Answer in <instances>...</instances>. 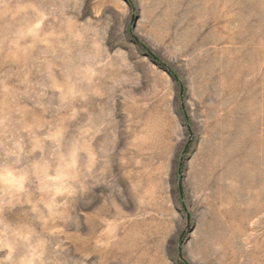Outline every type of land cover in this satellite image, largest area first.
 Here are the masks:
<instances>
[{"label":"rangeland","instance_id":"374dc122","mask_svg":"<svg viewBox=\"0 0 264 264\" xmlns=\"http://www.w3.org/2000/svg\"><path fill=\"white\" fill-rule=\"evenodd\" d=\"M251 109L264 0H0V262L264 264Z\"/></svg>","mask_w":264,"mask_h":264},{"label":"bare ground","instance_id":"6f19581e","mask_svg":"<svg viewBox=\"0 0 264 264\" xmlns=\"http://www.w3.org/2000/svg\"><path fill=\"white\" fill-rule=\"evenodd\" d=\"M263 6V5H262ZM264 110V109H263ZM257 115V114H256ZM247 126L239 127L236 132V141L238 140L244 147L247 145L251 148V155L256 151L263 152V158L259 159L257 164H263L264 162V118L255 117L253 110L251 109L248 114ZM239 143V144H240ZM261 164V165H262Z\"/></svg>","mask_w":264,"mask_h":264},{"label":"water","instance_id":"95a60500","mask_svg":"<svg viewBox=\"0 0 264 264\" xmlns=\"http://www.w3.org/2000/svg\"><path fill=\"white\" fill-rule=\"evenodd\" d=\"M135 41L138 43V44H140V42L137 40V39H135ZM145 48V47H144ZM148 55L154 60V61H156L161 67H163L165 70H167V72H169L171 75H173L174 76V73L172 72V70L165 64V63H163L162 61H160L152 52H150V51H148ZM175 79L177 80V81H179L178 80V78L175 76ZM182 93V92H181ZM189 132H190V138H189V141H188V143H187V145H186V147H185V150H184V152H183V155L187 152V150H188V147H189V145H190V142H191V140H192V133H191V131H190V129H189ZM182 161H183V156H182V158H181V163H180V168H181V166H182ZM180 168H179V174H180ZM184 237V235L183 236H181V240H182V238Z\"/></svg>","mask_w":264,"mask_h":264},{"label":"clouds","instance_id":"9594fccd","mask_svg":"<svg viewBox=\"0 0 264 264\" xmlns=\"http://www.w3.org/2000/svg\"><path fill=\"white\" fill-rule=\"evenodd\" d=\"M22 180L23 178H21V181L17 184V189H20L23 187ZM0 264H2V262H0Z\"/></svg>","mask_w":264,"mask_h":264}]
</instances>
